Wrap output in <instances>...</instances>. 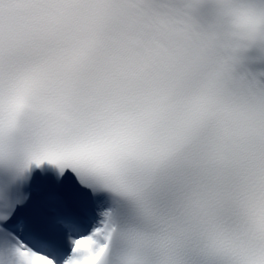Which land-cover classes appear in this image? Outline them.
I'll list each match as a JSON object with an SVG mask.
<instances>
[{
	"label": "snow or ice",
	"instance_id": "6c2138e0",
	"mask_svg": "<svg viewBox=\"0 0 264 264\" xmlns=\"http://www.w3.org/2000/svg\"><path fill=\"white\" fill-rule=\"evenodd\" d=\"M0 264H264V0H0Z\"/></svg>",
	"mask_w": 264,
	"mask_h": 264
}]
</instances>
